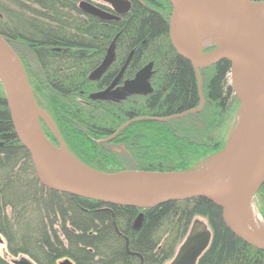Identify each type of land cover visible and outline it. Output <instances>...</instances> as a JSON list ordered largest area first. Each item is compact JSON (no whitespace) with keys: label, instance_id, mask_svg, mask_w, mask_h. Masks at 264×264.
<instances>
[{"label":"trees","instance_id":"trees-1","mask_svg":"<svg viewBox=\"0 0 264 264\" xmlns=\"http://www.w3.org/2000/svg\"><path fill=\"white\" fill-rule=\"evenodd\" d=\"M81 1L0 0V36L20 59L38 108L48 113L67 151L83 165L112 174L188 173L197 159L221 149L226 121L239 108L230 64L199 70L201 108L195 70L171 47L167 1L130 0L128 14L117 22L82 13ZM115 37V61L99 82H88ZM130 53L123 80L152 62V94L121 103L89 101V93L109 85ZM5 97L0 84V237L9 257L34 264H166L199 218L211 241L195 264H264V252L236 238L221 209L208 200L140 209L43 188L15 136ZM41 126L55 142L42 121ZM103 138L124 145L121 155ZM0 264L12 262L0 254Z\"/></svg>","mask_w":264,"mask_h":264},{"label":"water","instance_id":"water-1","mask_svg":"<svg viewBox=\"0 0 264 264\" xmlns=\"http://www.w3.org/2000/svg\"><path fill=\"white\" fill-rule=\"evenodd\" d=\"M108 6L113 13L97 9L86 1L79 3L78 10L103 22H117L130 10L127 0H91ZM171 6L169 40L178 56L191 63L198 86L199 70L210 68L220 61L230 64V86L241 109L247 131L253 143V168L244 184L232 191L218 190L215 183L224 181L214 176V166L200 173L122 171L102 173L78 162L71 155L65 158L60 148L46 137L40 114L25 70L8 41L0 36V84L2 85L15 136L26 148L34 174L39 183L49 191L66 194L109 206L151 208L168 201L202 198L212 202L222 211V221L232 234L251 248L264 252V241L253 238L237 227V219L246 205L251 203L264 184V94L254 96L250 81L257 67L264 62V0H165ZM179 19L193 20L216 27V49L207 57H197L184 50L175 35ZM238 24L243 39L234 46L228 39L227 30ZM113 39L100 65L88 75V82H98L115 61ZM129 54L111 84L102 91L89 93L92 102L120 103L128 97H147L153 89L150 79L153 63L150 62L117 87L131 60ZM200 95V107L202 97ZM194 113L198 112L192 111ZM53 130V129H52ZM59 147L63 142L55 133ZM2 144L0 143V146ZM65 163L66 166L59 163ZM129 188H154L170 197L152 205L135 203L136 195L123 196ZM211 232L205 221L195 220L184 242L178 248L170 264H195L208 248ZM3 244L0 238V245ZM128 255L131 254L127 249ZM12 264H34L20 258ZM60 264H72L64 260Z\"/></svg>","mask_w":264,"mask_h":264},{"label":"bare ground","instance_id":"bare-ground-1","mask_svg":"<svg viewBox=\"0 0 264 264\" xmlns=\"http://www.w3.org/2000/svg\"><path fill=\"white\" fill-rule=\"evenodd\" d=\"M213 35L216 27L211 28ZM243 30L240 25L232 24L228 27L227 36L231 44L237 46L243 39ZM250 86L254 96L264 94V62L253 73ZM62 156L69 158L68 154L60 151ZM253 143L247 131L243 118L238 122L235 135L226 151L214 163V176L224 181L223 185L215 183L218 190L232 191L240 188L253 168ZM66 166V164L59 163ZM123 196L136 195V204L152 205L162 199L170 197L166 192L154 188H129L123 191ZM237 227L242 232L264 241V227L256 216V208L251 203L245 206L237 219Z\"/></svg>","mask_w":264,"mask_h":264},{"label":"rangeland","instance_id":"rangeland-1","mask_svg":"<svg viewBox=\"0 0 264 264\" xmlns=\"http://www.w3.org/2000/svg\"><path fill=\"white\" fill-rule=\"evenodd\" d=\"M176 25H177V26H175V28H176L175 29L176 39H177L178 43L180 44V46L184 50H186L188 53H190L194 56H197V57H207L213 51H215V49H216V33H215V35H213L211 32V28L213 27L212 25L196 22L193 20H187V19H179L177 21ZM22 55L23 56L26 55L24 51H23ZM153 74H154V72H153ZM199 75H200L199 89H200V93H201V83H202L201 78H202V76L200 73H199ZM229 84H230V76H229ZM88 96H87V98H88ZM137 97H140V96H137ZM202 102H203V100H202ZM40 114L42 115V117L45 120V122L42 121V123L47 128V130L49 131V134H51L50 136H52V138H54V140H55V142H53V141L52 142L50 141V142L55 147L60 148V151H64L68 155H71L67 151L65 144H64V141H63L60 133L58 132V129L56 128V126L54 125L50 116L48 115V113H46L44 110L40 109ZM240 119H242V113H241V109L239 106V108H238L237 112L234 114V116H232L231 119H228L226 121V126L224 127L225 129L223 131L224 132V134H223L224 138L222 139L223 144H222L221 149H219L213 153H210V155L207 157L197 159L196 162H194L195 164L191 166L193 171L188 172V173H200V172L207 170L208 168H210L211 166L214 165V163L217 161V159L220 158V156L226 151L227 147H229L231 141L233 140V137L235 135L236 128H237V125H238V122L240 121ZM55 133H57L59 135V137L61 138V141L63 142L64 148L59 147L58 139H57ZM150 133L152 134L153 131L151 132V130H150ZM100 140L102 141L103 144L107 145V148H110L115 153L121 155V150L119 148L122 149L124 145H121L119 143L112 144V142H109L110 139H107V138H103ZM152 151H153V154L159 152L158 148H156ZM124 158L128 159V157H124ZM74 159H76V158H74ZM128 161L129 162L126 164V166H128V167H126V168L130 169L131 167L129 165L131 164V161L129 159H128ZM262 198H263V196L260 193L259 196L252 201V204L256 208V216H257L258 221L264 227V201L262 200ZM195 220H199V218H197ZM199 221H204V220L200 219ZM0 254L3 257H5L7 260H9L10 262H15V261H18L20 258H22L21 256L17 257V258L9 257L6 254V249H5L4 243L2 245H0ZM24 258H26V257H24ZM166 264H170V262H167Z\"/></svg>","mask_w":264,"mask_h":264},{"label":"flooded vegetation","instance_id":"flooded-vegetation-1","mask_svg":"<svg viewBox=\"0 0 264 264\" xmlns=\"http://www.w3.org/2000/svg\"><path fill=\"white\" fill-rule=\"evenodd\" d=\"M82 1H86V2H88V3H90L91 5H93V6H95V7H97V9H100V10H102V11H105V12H108V13H113L112 12V10L108 7V6H106L105 4H102V3H98V2H95V1H91V0H82ZM81 1V2H82ZM127 1H129L130 2V0H127ZM130 5H131V3H130ZM128 14V13H127ZM125 16V15H124ZM123 16H120V19L122 18ZM122 68V67H121ZM152 71H153V68H152ZM154 72V71H153ZM154 75V74H153ZM153 75L151 76V78L153 77ZM102 78V77H101ZM101 80V79H100ZM99 80V81H100ZM130 80V79H129ZM151 80L152 79H150V85H151ZM98 81V82H99ZM123 81H125V80H123V78H121L120 79V81H119V83H118V85H117V87L119 88V87H121L122 86V83H123ZM94 83H96V82H94ZM111 84V83H110ZM109 84V85H110ZM109 85H107V86H104L103 88H101L100 90L98 89V90H95L94 92H92V93H95V92H100V91H102V90H104L106 87H108ZM152 87V86H151ZM107 103H112V102H107ZM121 103V102H120ZM262 192H264V184L262 185V187H260V190L258 191V193L256 194V196L254 197V199L255 198H257L258 196H259V194L260 193H262ZM253 199V200H254ZM195 221V220H194ZM193 221V222H194ZM192 222V223H193ZM191 226H192V224H191ZM191 226H189V229H188V232H187V234H186V236H185V238L187 237V235H188V233L190 232V229H191ZM185 238H184V240H185ZM184 240H183V242H184ZM182 242V243H183ZM182 243H180V244H182ZM181 246V245H180ZM179 246V247H180ZM172 261V260H171ZM170 261V262H171Z\"/></svg>","mask_w":264,"mask_h":264}]
</instances>
